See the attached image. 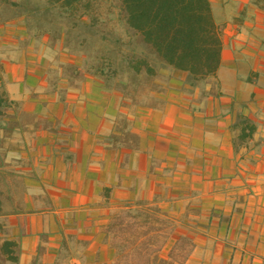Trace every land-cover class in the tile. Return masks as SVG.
<instances>
[{
  "label": "crops",
  "instance_id": "crops-1",
  "mask_svg": "<svg viewBox=\"0 0 264 264\" xmlns=\"http://www.w3.org/2000/svg\"><path fill=\"white\" fill-rule=\"evenodd\" d=\"M211 2L216 74L192 86L162 70L144 101L57 64L22 18L0 21V90L18 103L0 118V217L20 244L3 264H124L111 225L125 210L167 238L156 262L264 264V0ZM239 114L257 129L237 146ZM180 237L194 240L183 263Z\"/></svg>",
  "mask_w": 264,
  "mask_h": 264
},
{
  "label": "trees",
  "instance_id": "trees-1",
  "mask_svg": "<svg viewBox=\"0 0 264 264\" xmlns=\"http://www.w3.org/2000/svg\"><path fill=\"white\" fill-rule=\"evenodd\" d=\"M15 18H22L28 27L34 22L58 24L49 31L50 38L71 46V54L87 50L84 66L74 71L80 75L86 71L133 99L141 89L150 93L154 77L164 69L180 72L190 85L197 86L215 75L222 62L224 32L211 0H0V21ZM17 104L0 90V118ZM234 127L240 129L235 139L238 146L253 137L257 123L239 114ZM1 195L0 188V216L4 212ZM148 213L125 210L111 225L124 233L125 238L117 243L119 261L124 264H153L159 236L151 234L158 228L140 220ZM7 233L6 221L0 217V264L19 261V241ZM174 248L169 256L176 259Z\"/></svg>",
  "mask_w": 264,
  "mask_h": 264
},
{
  "label": "rangeland",
  "instance_id": "rangeland-1",
  "mask_svg": "<svg viewBox=\"0 0 264 264\" xmlns=\"http://www.w3.org/2000/svg\"><path fill=\"white\" fill-rule=\"evenodd\" d=\"M111 1H113V0H111ZM15 19H17V18H15ZM32 24H33L32 27H28L26 25L27 28H28V31L33 36L35 35V37L38 40H40L41 42L43 41L41 39H45L46 40V42L44 43L45 46H46L44 53L46 55L50 56L51 58H53V60L55 59L57 64H58V62H57L58 58H60L61 56H68L71 62L67 64V69H69L70 71H73L74 69H77L76 67L84 66V57H85V54L87 53V50H84V51H81V52H77V53L74 52V54H71L73 52V49H71V46L64 47V43L59 38H54L53 39V37H51V38L49 37V35H51L49 33V31L50 30H51V32L54 31L55 28L58 27V24H56V23H54L52 21H47L45 24H42V26L37 24L36 22H34ZM89 50L90 49H88V51ZM163 71H164V73L165 72L166 73H170V75H171V72H169V69H166V70L164 69ZM85 73H86V71H85ZM158 79H166V78H165V75L161 74V75L157 76L156 78L154 77V81H159ZM132 92L135 93V89L132 90ZM135 94L138 97V99L141 100V101L142 100L143 101L146 100L147 96H148L147 93L145 92V90H143V89L139 90ZM156 214L159 215L160 213H158L157 210H156ZM159 224H160L159 230H162L163 228H165V225H163V223H161V221H159ZM160 235H164L163 232H161ZM185 238H186V240L178 239L176 241V243H175V246H174L175 247L174 248L175 249V255H176V259L175 260H177L178 263H183L185 261V260H181V259L194 246L193 238H191V237H185ZM165 240H167V238H164L163 236H159L158 240L154 244V248L155 249L157 248L158 250H161ZM185 242H187V243L185 244ZM156 261H158V259ZM156 261H154V264H164L163 260H159V262H156ZM134 263H137V262H134ZM138 263H140V262H138ZM142 263L143 262H141V264Z\"/></svg>",
  "mask_w": 264,
  "mask_h": 264
}]
</instances>
